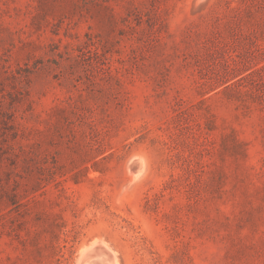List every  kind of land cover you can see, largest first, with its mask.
<instances>
[{"label": "rangeland", "instance_id": "rangeland-1", "mask_svg": "<svg viewBox=\"0 0 264 264\" xmlns=\"http://www.w3.org/2000/svg\"><path fill=\"white\" fill-rule=\"evenodd\" d=\"M95 241L264 264V0H0V264Z\"/></svg>", "mask_w": 264, "mask_h": 264}, {"label": "bare ground", "instance_id": "bare-ground-1", "mask_svg": "<svg viewBox=\"0 0 264 264\" xmlns=\"http://www.w3.org/2000/svg\"><path fill=\"white\" fill-rule=\"evenodd\" d=\"M132 170H134V168ZM138 172H140V170H138ZM133 173L136 175V172H133ZM107 246H108L107 243L106 244L104 242L98 243L97 241H95L91 247L87 248L86 251L82 252L83 253L81 256L82 262L80 264H96L94 261H91V256L89 253H91L93 249L98 250L97 249L98 247H99V250L97 251L98 252L97 255H102L103 259H100V261L103 264L107 261L109 262V264H120L115 251H112V249Z\"/></svg>", "mask_w": 264, "mask_h": 264}]
</instances>
